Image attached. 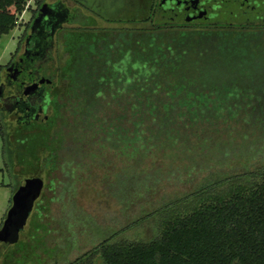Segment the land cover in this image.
<instances>
[{
	"label": "trees",
	"instance_id": "trees-1",
	"mask_svg": "<svg viewBox=\"0 0 264 264\" xmlns=\"http://www.w3.org/2000/svg\"><path fill=\"white\" fill-rule=\"evenodd\" d=\"M27 1L0 0V36L16 26ZM36 4L42 6L43 0ZM137 13L118 21H140L148 24L146 28L63 33L60 63L65 66L57 67L56 82L45 66L51 60L54 34L61 28L55 27L52 35L51 26L47 28L41 38L43 52L34 51L27 58L30 73L24 79L47 83L52 109L42 123V138L29 137L45 145L48 168L60 165L59 149L53 145L58 137L63 147L74 149L78 161L106 149L121 151L129 160L153 152L179 156L186 150L193 158L189 148L195 144L198 154L223 164L233 151L244 149V155H251L254 148L264 146V28L173 26L147 17L148 6L144 17L136 18ZM69 23L94 25L93 18L81 13ZM14 59L12 54L0 70ZM76 69L80 83L69 75ZM110 104L122 106L130 127L120 122L105 125L104 109ZM2 118L0 114V135L9 147ZM18 124L31 129L37 122L24 118ZM219 129L225 131L224 139ZM221 184L224 190L217 192ZM191 196L197 200L194 207L163 219L151 241L107 238L67 264H95L92 252L99 253L102 264H264V166L214 180L185 199Z\"/></svg>",
	"mask_w": 264,
	"mask_h": 264
},
{
	"label": "rangeland",
	"instance_id": "rangeland-1",
	"mask_svg": "<svg viewBox=\"0 0 264 264\" xmlns=\"http://www.w3.org/2000/svg\"><path fill=\"white\" fill-rule=\"evenodd\" d=\"M36 1L28 0L18 14L16 26L0 36V65L8 63L12 54L17 57L22 51ZM55 1L58 0H43V3ZM60 1L70 10L76 6L72 0ZM78 1L89 7L91 11L81 7V15L93 18L94 25L65 23L60 31L55 32L51 60L45 66L47 75L53 74L54 82L57 81V67L65 66L64 62L60 63V55L62 35L66 31L99 30L109 34L148 26L140 21H118L119 18L132 17L137 11L136 18L144 17L148 0ZM93 12L102 15L104 20ZM4 72V68L0 70V82L5 77ZM79 73L77 69L75 72L70 70L69 75L74 76H71L72 81L81 82ZM71 97L77 100L84 96ZM51 110L48 109V116ZM104 110L105 125L120 122L122 127H130L128 113L122 106L110 104ZM42 119L43 116L36 126L26 129L13 115L4 117L10 142L8 147L0 135V228L11 206L14 190L22 180L38 177L42 179L43 187L17 241L0 252V264H67L107 238L110 242L147 243L158 235L163 219L170 214H184L194 207L196 198L185 199L186 196L226 175L264 166L263 145L254 148L251 155H244V149L233 151L231 158L223 164L209 159L208 154H198L199 146L195 144L189 148L193 158H189L186 150L179 156L153 152L139 160H129L121 151L106 149L97 152L95 157L78 161L74 149L63 147L64 143L58 137L61 142L54 141L53 145L59 149V160L56 161H60V165L51 170L46 165L47 149L39 144L41 139L29 138L33 135L42 138ZM220 131L224 132L221 137L224 139L225 131ZM26 137L29 139L20 144L19 141ZM224 187L219 185L217 192L223 191ZM172 202L176 203L160 211ZM91 256L95 264H102L99 253L92 252Z\"/></svg>",
	"mask_w": 264,
	"mask_h": 264
},
{
	"label": "flooded vegetation",
	"instance_id": "flooded-vegetation-1",
	"mask_svg": "<svg viewBox=\"0 0 264 264\" xmlns=\"http://www.w3.org/2000/svg\"><path fill=\"white\" fill-rule=\"evenodd\" d=\"M47 5L51 7V12L42 15L39 23L33 26L32 21L38 16L41 7L36 4L30 16L29 32L24 37V47L12 64L5 68V77L0 82V85L4 86L3 91L0 92V114L3 123L6 114L13 115L17 123L24 118L29 122L30 120L38 122L41 116H43L42 121L48 118V96L45 89L47 83L39 79L26 82L25 73H30L27 58L34 51L39 52L41 46L39 44L43 41L41 38L44 33L49 30L47 28L51 26L50 30H53L54 34L55 30H58L55 27L62 28L65 23L74 19L76 14L81 13V6L76 4L70 10L60 0ZM151 15L153 19L163 20L173 26L230 24L264 28V0H149L147 17ZM33 85L36 89L25 93L26 87ZM31 106L33 109L28 114Z\"/></svg>",
	"mask_w": 264,
	"mask_h": 264
},
{
	"label": "water",
	"instance_id": "water-1",
	"mask_svg": "<svg viewBox=\"0 0 264 264\" xmlns=\"http://www.w3.org/2000/svg\"><path fill=\"white\" fill-rule=\"evenodd\" d=\"M51 10V7L47 4H43L39 9L38 16L32 21V25H37L40 21V17L42 15L49 14V11L51 12ZM57 16H59V14H57ZM45 34L46 32L44 33V38ZM52 34L53 30H51V35ZM40 45L45 46L44 41L40 42L39 46ZM41 46L39 50L40 54L43 52V48ZM3 89L4 86L1 84L0 92H2ZM35 89L36 86L34 85L27 86L25 93L33 92ZM42 187L43 181L38 177L25 178L19 183V186L12 195L11 206L6 213L0 228V252L3 251L9 244L17 241L19 231L32 211L35 201L40 196Z\"/></svg>",
	"mask_w": 264,
	"mask_h": 264
}]
</instances>
